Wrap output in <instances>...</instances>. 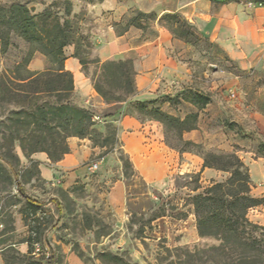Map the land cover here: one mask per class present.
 Returning <instances> with one entry per match:
<instances>
[{
  "label": "rangeland",
  "instance_id": "1",
  "mask_svg": "<svg viewBox=\"0 0 264 264\" xmlns=\"http://www.w3.org/2000/svg\"><path fill=\"white\" fill-rule=\"evenodd\" d=\"M105 1L0 0V79L13 92L22 90L14 99L19 100L18 104L0 93V264H224L212 250L218 242L198 234L191 197L228 176L203 168L200 155L205 153H234L248 169L251 195L264 197L263 187L253 183L251 171L255 161L264 164V67L259 66L258 56L248 60L252 65L247 68L219 63L215 59L217 52L201 32L182 17L170 19L164 14L158 24L168 28L173 39L184 45L180 50L182 61L192 77L181 96L191 106L184 104L175 118L182 122L183 114L195 116L182 128L202 124L205 118L203 143L185 145L189 142L183 139L186 131L178 134L166 121H155L150 113L152 106H145L144 111L139 103H129L115 118L107 119L119 105L111 103L99 116L94 114L97 119L85 138L100 151L81 165L80 175L72 181L67 183L59 177L45 183L33 159L44 152L22 149L35 143L39 150L49 148L53 140L62 147L68 139L76 138L66 137L62 116L51 119L48 114L41 123L43 129L38 131L37 123L27 116L32 104L47 109L67 100L78 105L73 91L43 92L36 97L30 94V86L18 81L27 76L25 66L15 70L21 60L27 62L29 72H42L59 69L67 55L76 56L86 64V75L97 80L102 79V64H97L99 43L95 38L103 35L105 25L110 23L118 34L136 19L145 25L147 36L155 34L160 11L144 16L129 12L115 24ZM161 2L163 7L172 5V0ZM33 60L43 66L42 71L29 68ZM124 60L131 61L135 74L139 60L133 56ZM219 70L222 73L212 77ZM234 77L246 94V106L253 104L252 110L235 108L231 93L218 94L221 111L211 104L213 109L203 112V105L193 103L198 92L209 103L211 83ZM114 96L124 94L117 91ZM169 101L170 105L178 102L176 98ZM21 110L27 112L19 118L22 123L16 125L18 117L13 114ZM123 115H131L141 124L153 121L149 124L154 131L153 142L139 134L129 136L121 129L118 121ZM156 131L162 136L157 137ZM104 141L108 142L106 147L100 148ZM10 142L12 146H8ZM184 149L189 152H178ZM126 157L133 169L126 167ZM93 164H97L96 169H92ZM145 173H151L153 180L149 181ZM117 181L124 186L120 198L111 195ZM259 207L250 209L247 217L264 226V211ZM34 241L41 243L48 259L32 256Z\"/></svg>",
  "mask_w": 264,
  "mask_h": 264
},
{
  "label": "crops",
  "instance_id": "2",
  "mask_svg": "<svg viewBox=\"0 0 264 264\" xmlns=\"http://www.w3.org/2000/svg\"><path fill=\"white\" fill-rule=\"evenodd\" d=\"M161 1H105L111 20L115 24H118L129 12L137 11L147 14L151 11H160L154 24L153 37L144 33V24L138 23L141 27L128 25L122 33L117 34L109 23L105 25L103 35L95 38L99 43L97 64L129 59L131 56L139 60L133 77L135 93L130 99L131 103L152 106L173 117H176L184 104L191 106L181 98L182 92L189 88L187 83L192 81L191 73L182 61L183 51L180 50L184 45H181L179 40L173 39L168 28L158 24L159 18L164 14H177L201 32L211 48L217 52L215 59L219 63L227 62L238 68H247L252 65V62L248 64V60L258 56L259 66L264 67V8L248 7L240 0H172V5L165 7ZM29 68L32 71L43 70V66L36 64L34 60L30 62ZM63 69L72 75L73 100L78 107L93 110L96 116H99L104 108L111 107L97 95L91 79L86 75L77 58L67 55L63 61ZM219 72L222 73L219 70L212 77L218 76ZM209 91L211 101L205 105V108L202 107L203 112L213 109L210 107L211 104L221 111L222 106L218 94L228 96L230 93L234 97L232 102L235 108L253 109L250 107L252 103L246 106V94L239 87V81L235 77L212 82ZM175 98L178 102L170 105L169 100ZM125 105V103L119 104L107 119L115 118ZM189 114L191 113L183 114L180 121H183ZM206 116L209 118V114ZM205 120V118L202 120V124L197 123L194 129L184 132L183 139L195 144L203 143L206 136L203 126ZM118 124L121 129L127 131L129 136L139 134L144 140L153 142L154 131L149 126V124H154L153 121H147L145 125L139 123L131 115H123ZM156 135L157 137L162 136L157 131ZM67 144L69 153L64 154L55 163H51L44 153H37L33 156L39 164V176L45 183L55 182L59 177L67 183L72 181L80 175L83 169L81 165L100 151L93 148L87 139L71 138L67 140ZM198 159L202 163V160ZM251 168L253 183L261 185L264 190V164L255 161ZM145 176L149 181L154 177L151 173H145ZM123 190V184L117 181L112 187L111 195L120 198ZM259 209L264 211V204Z\"/></svg>",
  "mask_w": 264,
  "mask_h": 264
},
{
  "label": "trees",
  "instance_id": "3",
  "mask_svg": "<svg viewBox=\"0 0 264 264\" xmlns=\"http://www.w3.org/2000/svg\"><path fill=\"white\" fill-rule=\"evenodd\" d=\"M138 15L144 16L143 14ZM168 17L170 19L181 18L177 14L168 15ZM182 21L186 22L185 20ZM129 25L141 27L136 22V19L132 20ZM73 57L79 60L82 69L85 71L86 64L78 57ZM23 66H25L24 71L27 76L18 79V81L27 83L26 86H30L29 92L34 97L43 92L70 94L73 91L72 75L63 69V63L57 70L47 69L42 72H29L26 69L27 62L21 60L15 70L18 71ZM133 76L130 60L111 61L102 64V79H91V83L97 95L106 104H129L131 103V97L135 93L134 81L131 78ZM42 85L45 86V89H42ZM21 91V89H15V92H13L12 88L7 87L5 82L0 79V93L7 95L8 101L18 104L19 100L14 99L20 96ZM117 91H121L124 96L115 97L114 94ZM192 101L194 104L204 106L208 103V98L195 94ZM139 108L144 111L146 109L142 104H140ZM26 112L21 110L13 114L16 118L18 117L15 121L16 125L22 123L19 118ZM150 113L155 116V121L160 123L166 121L171 127L176 128L178 134L195 128L194 126L182 128L189 118L195 117L194 115H187L182 122H179L177 118L161 112L158 108L153 107ZM48 114L52 116L51 119L56 116L63 117L61 125L67 138L85 139L87 131L94 126L93 119L95 115L93 112L88 109L75 107L69 104L67 100L61 105L55 104L47 109L44 105L34 103L27 112V116L37 123L38 131L43 129L41 128V123L46 121ZM48 121L51 120L48 119ZM51 131L52 129L49 130V132ZM107 143V141H104L99 147L104 148ZM190 144L192 143L185 142V145ZM37 145L35 143L29 149L24 147L22 149L30 153L44 152L50 162L53 163L59 161L64 154L69 153L67 142L64 146L59 147L53 140L49 148L41 150L38 149ZM8 146H12V143L10 142ZM178 152H189V150L184 149ZM200 157L203 160V168L222 171L227 173L228 176L224 181L215 182L191 197L198 234L211 237L218 242V245L212 250L217 256L222 257L224 264H264V226L252 223L247 217L250 209L264 204V197L257 198L251 195V184L247 167L234 153H205L201 154ZM125 164L126 167L133 169L128 158ZM26 201L27 203L29 202V200ZM49 264L51 263L49 262Z\"/></svg>",
  "mask_w": 264,
  "mask_h": 264
},
{
  "label": "built area",
  "instance_id": "4",
  "mask_svg": "<svg viewBox=\"0 0 264 264\" xmlns=\"http://www.w3.org/2000/svg\"><path fill=\"white\" fill-rule=\"evenodd\" d=\"M243 4L247 5L248 7L252 8H264V0H240ZM97 118L94 117L93 121H95ZM97 164H93L92 169H96ZM31 254L34 257H43L48 259L49 255L48 253L44 252L43 246L41 245L40 242H32L31 244Z\"/></svg>",
  "mask_w": 264,
  "mask_h": 264
}]
</instances>
